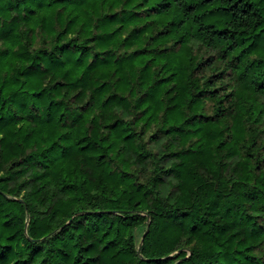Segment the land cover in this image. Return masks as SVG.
I'll list each match as a JSON object with an SVG mask.
<instances>
[{"label": "trees", "instance_id": "trees-1", "mask_svg": "<svg viewBox=\"0 0 264 264\" xmlns=\"http://www.w3.org/2000/svg\"><path fill=\"white\" fill-rule=\"evenodd\" d=\"M0 264H264V0H0Z\"/></svg>", "mask_w": 264, "mask_h": 264}]
</instances>
